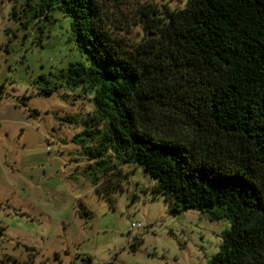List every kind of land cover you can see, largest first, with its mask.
<instances>
[{"label":"trees","instance_id":"16d2710c","mask_svg":"<svg viewBox=\"0 0 264 264\" xmlns=\"http://www.w3.org/2000/svg\"><path fill=\"white\" fill-rule=\"evenodd\" d=\"M28 7L25 28L42 31L59 11L84 55L58 80L90 97L93 111L73 142L97 190L139 170L171 214L230 220L207 264H264V0H187L164 11L142 4L146 36L134 45L111 30L106 0Z\"/></svg>","mask_w":264,"mask_h":264},{"label":"rangeland","instance_id":"374dc122","mask_svg":"<svg viewBox=\"0 0 264 264\" xmlns=\"http://www.w3.org/2000/svg\"><path fill=\"white\" fill-rule=\"evenodd\" d=\"M186 1L106 0L109 26L134 45L146 36L138 21L142 4L164 11ZM37 3L0 0V264H207L229 219L210 220L197 210L171 214L139 170L108 193L93 184L90 161L73 142L93 111L90 97L58 80L84 55L59 11L40 23L42 31L22 25L28 4ZM67 115L78 121L59 119ZM131 224L144 226L133 241Z\"/></svg>","mask_w":264,"mask_h":264},{"label":"built area","instance_id":"2783aa9c","mask_svg":"<svg viewBox=\"0 0 264 264\" xmlns=\"http://www.w3.org/2000/svg\"><path fill=\"white\" fill-rule=\"evenodd\" d=\"M144 226L142 224H131V230H130V240L133 241L135 238L136 231L138 229H142Z\"/></svg>","mask_w":264,"mask_h":264}]
</instances>
